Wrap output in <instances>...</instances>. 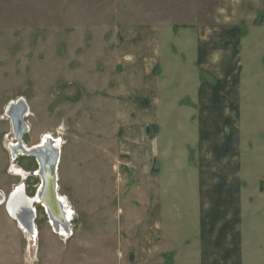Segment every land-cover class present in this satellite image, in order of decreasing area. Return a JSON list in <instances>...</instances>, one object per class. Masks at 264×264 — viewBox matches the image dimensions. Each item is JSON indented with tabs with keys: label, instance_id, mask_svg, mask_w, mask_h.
<instances>
[{
	"label": "crops",
	"instance_id": "1",
	"mask_svg": "<svg viewBox=\"0 0 264 264\" xmlns=\"http://www.w3.org/2000/svg\"><path fill=\"white\" fill-rule=\"evenodd\" d=\"M213 7L177 33L118 29L98 71L93 103L136 167L118 264H264V0Z\"/></svg>",
	"mask_w": 264,
	"mask_h": 264
},
{
	"label": "rangeland",
	"instance_id": "2",
	"mask_svg": "<svg viewBox=\"0 0 264 264\" xmlns=\"http://www.w3.org/2000/svg\"><path fill=\"white\" fill-rule=\"evenodd\" d=\"M213 2L0 0V194L8 197L14 187L25 186L32 198L40 185L35 158L22 155L14 162L7 148L14 137L5 113L23 99L30 111L24 145L34 148L49 134L64 143L58 193L74 212L66 240L35 205L38 234L31 241L0 205V264H118V256L128 252L136 167L115 158L113 127L93 103L103 90L98 71L114 58L107 54L118 29L156 25L177 33L207 25ZM181 51L176 47L173 55L183 58ZM12 166L27 179L12 173Z\"/></svg>",
	"mask_w": 264,
	"mask_h": 264
},
{
	"label": "water",
	"instance_id": "3",
	"mask_svg": "<svg viewBox=\"0 0 264 264\" xmlns=\"http://www.w3.org/2000/svg\"><path fill=\"white\" fill-rule=\"evenodd\" d=\"M15 109V110H14ZM28 106L26 105V102L23 99H20L16 102H12L8 105L6 110V117L10 119L13 127V133L15 134L16 140L19 145L17 147V155L19 153H23L25 155L34 157L38 163V178L40 180V185L36 190L35 196L30 198L26 195V192L24 190V186H21L20 188H17L14 190L10 196L8 197V201L6 204V209L10 215V217L18 224L20 227L21 225V218L19 217L18 213L13 212L8 209L9 208V201L11 199H14L16 197L17 193L21 195V198L24 202L28 205L27 215H28V229L27 232L29 235L35 236L37 234V228L35 224V220L37 218L35 205H40L47 215L48 221L50 222L51 219L56 222L55 220H58L60 218L59 213L61 214L63 212V203L61 199L58 197V166L60 162V152L54 148L55 152L53 153V161L50 164V168L48 171V177L46 178L43 173V166L40 162V153L43 152L41 150L42 146H37L34 148H31V150H26L23 144V135L28 131V127L25 123V116L28 114ZM16 113H13V112ZM15 115V122L14 120ZM13 116V117H12ZM52 142V141H51ZM53 143V142H52ZM41 145V144H40ZM13 149V148H12ZM12 154V153H11ZM13 157V156H12ZM3 204V203H2ZM18 211V210H17ZM56 211V213L54 212ZM68 212V211H66ZM59 216V217H56ZM55 217V218H54ZM66 221V220H65ZM67 223V222H66ZM68 224H66L67 226Z\"/></svg>",
	"mask_w": 264,
	"mask_h": 264
},
{
	"label": "bare ground",
	"instance_id": "4",
	"mask_svg": "<svg viewBox=\"0 0 264 264\" xmlns=\"http://www.w3.org/2000/svg\"><path fill=\"white\" fill-rule=\"evenodd\" d=\"M13 113H16V112L14 111ZM28 115L29 114H27V116ZM12 120H14V122H15V115H14V119H12ZM23 144H24V142H23ZM62 144H64L62 142V140L54 139L50 135H47V136H45L42 139L41 145H39V146H42L41 150H43V152L40 153V155H38V156L40 157V162H41V164L43 166V173H44L46 178L48 177V171H49V168H50V164L53 161V153L55 152V150H54V148H52V146L55 147L56 150H58L61 153V148L63 146ZM24 147H25L26 150H31V148H28L25 145H24ZM18 149H19V145H18ZM10 151L12 153L13 160H14L16 155H17V147L16 146H12V147L10 146ZM19 154L25 155L22 152L19 153ZM25 156H28V155H25ZM17 174H21V173H17ZM26 176L27 175L22 171V178L24 180L27 179ZM24 190L26 192L25 186H24ZM58 197L61 199V201L63 203V212L61 214L59 213L60 218H58V220H55L56 222H54L51 219V221L49 222V225H50L51 229L54 231V233L56 235H58V236H60V237H62V238L67 240V239H69L72 236V234H71V231H72V229H71V221H72V217L74 215V212H73L72 207L71 208L69 207V203H68V201H67V199L65 197L59 195V193H58ZM7 201H8V198L6 199L5 196L0 194V205L4 204V206L6 208ZM8 204H9V208L8 209L11 211L10 213H12L13 211L15 213L17 212L19 217L22 220L19 229L24 234H26L31 241H35L36 237H37V234H38V231L36 230L37 234L35 236L29 235V233L27 232V229H28V215H27L28 205H27V203L24 202L23 199L21 198V195L17 193L16 197H14V199H11V201H9ZM6 211H7V209H6ZM66 211H68V212H66ZM54 212L56 213V211H54ZM7 213H8V211H7ZM8 215H9V213H8ZM59 216H56V217H59ZM9 217H10V215H9ZM66 224H68V225L66 226Z\"/></svg>",
	"mask_w": 264,
	"mask_h": 264
},
{
	"label": "flooded vegetation",
	"instance_id": "5",
	"mask_svg": "<svg viewBox=\"0 0 264 264\" xmlns=\"http://www.w3.org/2000/svg\"><path fill=\"white\" fill-rule=\"evenodd\" d=\"M28 112H30L29 110H28ZM5 116H6V113H5ZM29 116V115H28ZM27 115L25 116V118L26 117H28ZM7 118V117H6ZM8 120H9V122L11 123V121H10V119L9 118H7ZM11 126H12V123H11ZM12 134H13V137H14V140H13V142H9L8 144H7V148H8V151H9V153L11 154V151H10V146L12 147V146H17L18 145V142H17V140H16V137H15V134L13 133V127H12ZM52 138H54L51 134H49ZM47 136V135H46ZM45 137V136H44ZM44 137H42V139L44 138ZM42 139H41V142H42ZM54 139H58L57 137L56 138H54ZM41 142H40V144H41ZM39 144V145H40ZM38 145V146H39ZM63 145V144H62ZM28 148H32V147H30V146H27ZM20 156H22V154H18V156L16 155V157H15V159L13 160V157H12V154H11V158H12V161H14V162H16L18 159V157H20ZM36 160V159H35ZM22 171L25 173V171L23 170V169H21V168H19V167H16V166H12V169H11V172L12 173H14V174H16L17 176H19L20 178H22ZM17 173H21V174H17ZM26 174V173H25ZM27 175V174H26ZM38 177V176H37ZM20 187V186H19ZM19 187H14V189H13V191L14 190H16L17 188H19ZM12 191V192H13ZM11 192V193H12ZM10 196V195H9ZM6 199L8 198V197H5Z\"/></svg>",
	"mask_w": 264,
	"mask_h": 264
}]
</instances>
